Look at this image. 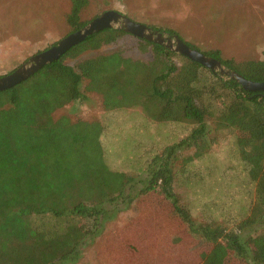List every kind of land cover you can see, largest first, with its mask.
<instances>
[{
  "label": "trees",
  "instance_id": "trees-1",
  "mask_svg": "<svg viewBox=\"0 0 264 264\" xmlns=\"http://www.w3.org/2000/svg\"><path fill=\"white\" fill-rule=\"evenodd\" d=\"M88 4L89 0H71V33L87 24L81 14ZM151 28L179 37L173 30ZM129 36L133 37L123 30H102L28 80L0 91V264H77L85 247L98 239H103L97 255L101 264H151L143 257L122 255L106 223L143 196L156 204L153 196L158 193L153 192L164 195L172 212L152 209L154 204L146 207L158 232L155 238H140L146 240L148 256L151 247L156 254L158 248L149 239L159 245L163 236L175 241V232L181 230L179 239L190 235L208 243L200 264H264V92L247 91L234 79L140 38L137 47L150 59H133L122 51L87 57ZM204 54L248 81L264 83V59L237 62L225 59L219 50ZM92 94L100 97L106 111L140 108L153 122L194 126L185 139L153 158L145 187L136 195L129 191L136 178L106 162L102 122L54 116ZM225 131L234 135L255 184L250 214L232 227L197 221L180 203L174 186L181 158L177 152L194 148L185 161L200 159ZM121 203L125 207L118 208ZM186 248L194 250V242Z\"/></svg>",
  "mask_w": 264,
  "mask_h": 264
},
{
  "label": "rangeland",
  "instance_id": "rangeland-1",
  "mask_svg": "<svg viewBox=\"0 0 264 264\" xmlns=\"http://www.w3.org/2000/svg\"><path fill=\"white\" fill-rule=\"evenodd\" d=\"M70 10L71 0H0V77L11 74L31 57L71 34L67 24ZM107 11H117L148 27L173 30L202 53L219 50L225 59L237 62L264 59V0H89L81 19L88 24ZM113 51H122L133 59H150V55L138 49L134 36L87 57ZM54 116L102 122L106 162L111 169L136 178L134 188L129 190L133 195L145 187L143 181L153 158L185 139L194 127L153 122L144 117L140 108L106 111L95 94L58 110ZM218 138L200 159L185 161L194 155V148L177 152L181 158L175 166L174 186L180 203L192 210L197 221L215 220L232 227L250 214L255 184L240 159L234 135L225 131ZM160 196H153V201ZM144 197L151 198L146 195L142 200ZM136 203L116 211L106 223V229L114 232L112 241L118 249L128 241L137 245L141 237L156 233L155 227L145 229L148 220L140 223ZM159 205L168 211L172 209L170 205ZM123 207L121 203L118 208ZM134 220L137 226L119 230ZM100 241L86 246L77 264H98L96 251ZM227 264L244 263L230 260Z\"/></svg>",
  "mask_w": 264,
  "mask_h": 264
},
{
  "label": "water",
  "instance_id": "water-1",
  "mask_svg": "<svg viewBox=\"0 0 264 264\" xmlns=\"http://www.w3.org/2000/svg\"><path fill=\"white\" fill-rule=\"evenodd\" d=\"M105 29H118L162 45L173 52H177L208 68L226 79H234L240 86L250 92H264V83L252 82L238 73L226 68L222 63L204 53L189 47L180 37L161 33L142 23L135 22L117 11H107L86 24L82 29L69 34L58 44L31 57L11 74L0 77V91L11 89L28 80L44 66L59 60L71 48L85 41L89 36Z\"/></svg>",
  "mask_w": 264,
  "mask_h": 264
},
{
  "label": "crops",
  "instance_id": "crops-1",
  "mask_svg": "<svg viewBox=\"0 0 264 264\" xmlns=\"http://www.w3.org/2000/svg\"><path fill=\"white\" fill-rule=\"evenodd\" d=\"M153 193H158L157 196L161 195L159 199L155 200V203L149 202L145 199L138 202V206H136V210L140 209L139 211V217L138 219H140V223L144 222L145 220L149 221L147 224V227H145V229H151L149 227L153 226V222L152 219L150 220L147 217V214L145 213V209L146 207H151L154 204V207L152 209H157L159 208V203H164L165 205H169L168 202H166V200L164 199V195L160 194L159 192H153ZM151 195V194H149ZM164 201V202H163ZM169 207V206H168ZM168 210V209H167ZM168 212H172V209ZM138 224V223H137ZM137 226L135 223V220L133 222H130L126 225H124V227H127L129 229H132L133 227ZM124 227H121L119 230L123 229ZM113 230L108 231L107 233H112L111 237L114 235V232H112ZM115 231V230H114ZM181 232V233H180ZM176 234L174 235L175 237H177V239L175 241L171 240V239H166L165 240V236L162 237L161 239V243L160 245L158 244V242L153 239H149V241H153L156 246H158L157 248V254L153 255L154 247L150 248V252H151V256L147 255V249L146 246L144 247L143 244H146V240H144L142 242V239L144 237H142V239L137 240V245H134L133 243H130V241H128L126 244L124 243V247L120 248L119 250L121 251L122 249L124 250V252L122 253V255L126 254V255H130L132 257H143L146 258V260L150 261L151 264H200L204 258V256L208 253L209 251V245L208 243H205L202 240H199L198 238H193L190 235H182V239H179L178 237L181 236L182 231L179 230L177 232H175ZM158 232L154 233L151 236H146V237H157ZM163 234H161L159 237H161ZM168 236V235H167ZM139 238V237H136ZM192 238V239H190ZM120 240H123L122 238H119ZM103 240V239H102ZM101 240V241H102ZM113 240V239H112ZM100 241V242H101ZM191 242H194V250L188 249L186 248ZM102 243V242H101ZM176 243H178V245H176ZM139 245V246H138ZM102 247V246H101ZM100 248V244L98 246V250L96 251V260H97V255H98V251L102 250L99 249ZM118 249V248H117ZM146 253V254H145ZM98 264L99 261H96Z\"/></svg>",
  "mask_w": 264,
  "mask_h": 264
}]
</instances>
